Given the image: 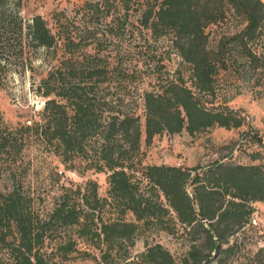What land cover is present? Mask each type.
<instances>
[{"label":"trees","instance_id":"obj_1","mask_svg":"<svg viewBox=\"0 0 264 264\" xmlns=\"http://www.w3.org/2000/svg\"><path fill=\"white\" fill-rule=\"evenodd\" d=\"M5 3L0 0V5ZM132 0L86 1L78 10L81 24L67 15L55 18L54 29L41 15L32 18L29 35L47 49L51 69L38 82L45 98L34 119L7 124L0 115V264H52L53 255L78 250L76 239L53 238L61 228H77L78 237L98 248L108 260L118 244L134 239L144 227L177 232L190 227L193 244L176 258L161 243L147 245L141 264H210L229 238L249 219L252 203L264 201V168L215 161L205 167L143 166L136 157L142 137L191 134L213 126L238 128L246 116L225 106L213 108L186 84L167 79L160 90L143 94L142 117L126 108L125 98L111 88L117 60L104 52L96 20L110 16L125 28ZM137 21L154 37L169 36L178 54L192 66L193 86L214 93L219 74L234 63L264 72V0H139ZM63 16V17H62ZM238 18V29L209 43L206 27ZM93 19V20H92ZM117 29V28H116ZM111 42V41H110ZM257 143L264 148L262 138ZM36 146L60 158L69 170L108 172V195H98V182L62 185L52 206L23 184L26 150ZM254 159H264L255 151ZM195 172V173H194ZM4 181V182H3ZM191 187V188H190ZM114 216H104L103 207ZM131 213L134 219L126 216ZM56 241L50 252L51 242Z\"/></svg>","mask_w":264,"mask_h":264},{"label":"rangeland","instance_id":"obj_2","mask_svg":"<svg viewBox=\"0 0 264 264\" xmlns=\"http://www.w3.org/2000/svg\"><path fill=\"white\" fill-rule=\"evenodd\" d=\"M4 1L0 5V115L7 124L30 122L45 103V98L37 90L38 82L53 64L47 49L37 46L29 35L28 26L32 18L41 15L53 29L59 15H67L70 20L81 24L82 20H90V17L84 19L78 9L86 1L99 0ZM137 2L139 0H132L130 23L125 28H118L113 23L114 12H117L114 10L124 14L118 5H114L110 16L95 20L100 38L107 41L104 52L118 61L111 93L115 97H124L126 108H132L141 115L143 130L144 92L160 90L162 82L177 77L184 78L208 106H228L246 116L245 124L238 128L216 125L194 134L185 128L175 134L155 135L150 143L146 141L144 131L140 154L135 161L138 163L137 175L140 176L143 166L147 165L197 168L215 161L259 164L264 168V159H254L251 155L258 150L264 151L257 143L258 138H262L264 144V72L234 63L217 76L214 93L199 92L193 86L192 66L178 54L170 37H154L139 25L135 11ZM239 20L232 18L206 27L209 43H216L223 34L235 32ZM24 164L23 184L40 198L45 210L52 206L62 185L76 188L88 180H95L99 185L98 195L101 198L108 195V172L69 170L60 158L36 146L26 150ZM251 205L253 209L247 222L222 246L224 249L212 253L210 264H264V201ZM102 210L104 216H114L109 207ZM126 218L134 219V216L129 213ZM189 230L190 227L182 224L177 225L175 234L152 225L144 227L136 235L134 245L130 241L118 244L105 261L98 248L78 237L76 227L61 228L53 238L76 239L78 250L66 256L58 252L52 254V264H141L139 254L147 245L156 243H161L179 259L193 244ZM52 242L50 252L54 245Z\"/></svg>","mask_w":264,"mask_h":264}]
</instances>
